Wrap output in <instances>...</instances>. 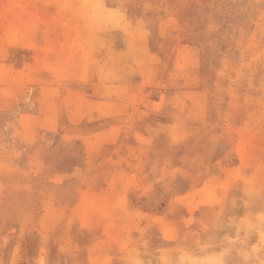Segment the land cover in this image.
<instances>
[{"label":"rangeland","instance_id":"obj_1","mask_svg":"<svg viewBox=\"0 0 264 264\" xmlns=\"http://www.w3.org/2000/svg\"><path fill=\"white\" fill-rule=\"evenodd\" d=\"M0 264H264V0H0Z\"/></svg>","mask_w":264,"mask_h":264}]
</instances>
